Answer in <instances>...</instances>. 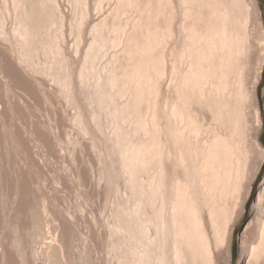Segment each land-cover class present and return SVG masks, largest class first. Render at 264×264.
Instances as JSON below:
<instances>
[{
	"label": "bare ground",
	"instance_id": "bare-ground-1",
	"mask_svg": "<svg viewBox=\"0 0 264 264\" xmlns=\"http://www.w3.org/2000/svg\"><path fill=\"white\" fill-rule=\"evenodd\" d=\"M106 1L87 22L90 0H0V264H92L95 240L118 264H230L264 163L259 2ZM95 177L125 192L108 215ZM239 250L264 264V175Z\"/></svg>",
	"mask_w": 264,
	"mask_h": 264
},
{
	"label": "rangeland",
	"instance_id": "rangeland-1",
	"mask_svg": "<svg viewBox=\"0 0 264 264\" xmlns=\"http://www.w3.org/2000/svg\"><path fill=\"white\" fill-rule=\"evenodd\" d=\"M58 1H60V3L59 4H61V5H59V7L60 8H62L61 10H62V12H64V15L65 16H69V15H66V14H71L70 13V11H71V7H70V4L68 3V0H58ZM92 2V3H91ZM95 0H94V3H93V0H90V3H89V5H91V6H89V16H87L88 17V19H87V22H92L93 20L95 21L96 19L98 20V19H100L111 7H112V1H106V0H104L103 1V3H102V5L100 6V8L99 9H95V6L96 5H94L95 4ZM258 2H259V6H260V9H261V16H262V20H261V22H260V24H257V25H255L257 28H253V30L252 31H254L253 33H251V45L253 46L252 47V50H253V53H255L254 54V56H255V59H254V66H253V77H254V74L256 73V72H259V74H261V78L257 81V83H258V96H259V99H260V106H261V109H262V122H263V124H264V0H258ZM96 4H97V2H96ZM129 11H127V13L126 14H128V15H125V14H123L122 15V17H121V22H123L125 19H126V21L124 22L125 24H127L126 22H127V20H128V17H129V20L128 21H130V17H132L131 19V22H129L130 24H128L127 25V28L128 27H131L130 25H132V21H133V19L134 18H136V16H137V14H135L136 12L134 11V13H133V11H131L132 13L131 14H129L128 13ZM129 15H131V16H129ZM88 20H92V21H88ZM96 20V21H97ZM123 23V24H124ZM173 25H174V30H175V34L173 35V37L171 38L172 40H173V42L175 41V42H178L179 40H180V37H181V34H180V31H179V23H178V21L177 20H174L173 21ZM127 28H125V29H127ZM131 29L132 28H128L127 29V31H126V33L123 35L124 37H123V39H125L126 37V35H129V36H131L132 38H134L135 40H136V43L138 44V45H141V41H142V38L137 34V33H135L134 31H131ZM255 29V30H254ZM133 30V29H132ZM257 30V31H256ZM260 30V31H259ZM128 32H129V34H128ZM68 34V33H67ZM253 34V35H252ZM68 37H67V41H69L70 42V40H71V37H69V36H71V35H67ZM89 35H87V38H90V37H88ZM170 39V41L172 42V40ZM254 39V40H253ZM64 45L66 46V44L64 43ZM69 46V45H68ZM69 47H71V46H69ZM119 48L117 49V47H114V48H116V49H113V47L109 50V52L106 54V56L101 60V63L103 64V65H107V61L110 59V58H112V57H115L117 54L116 53H118V51L119 50H121V48H122V46H118ZM134 50H137V49H135V48H133V49H131V51L130 52H132V51H134ZM166 52H167V49L165 50ZM135 52V53H134ZM134 52H132L131 53V55H130V57H133V56H135L136 57V51H134ZM165 52V53H166ZM116 55H115V54ZM121 52L119 51V54H120ZM134 53V54H133ZM117 55V56H119V57H121L122 56V54H121V56L120 55ZM133 54V55H132ZM76 58V57H75ZM77 59V58H76ZM112 59H114V58H112ZM112 59H110V60H112ZM122 62H125V59H122L121 60ZM128 62V61H127ZM133 61L132 60H130V62L129 63H132ZM261 69V70H260ZM255 72V73H254ZM258 74V73H257ZM166 79H162L161 81H160V84H159V87H161L160 89V99H161V102H162V96L164 95L165 97H167V99L165 98V97H163V101L165 102V103H167V100L168 99H170L171 97H172V91H171V89H170V81H168V80H166ZM163 81V82H162ZM168 81V82H167ZM252 83L253 82H255L254 81V79L252 78ZM256 83V82H255ZM167 84V85H166ZM168 85H169V87H168ZM170 89V90H169ZM169 90V91H168ZM168 91V92H167ZM164 93V94H163ZM166 93V94H165ZM170 94H171V96H170ZM167 95V96H166ZM127 96V97H126ZM125 97H123L124 98V101H122V99H121V101L122 102H125L126 101V99L128 98H130V97H128L129 95L127 94ZM170 96V97H169ZM127 99V100H128ZM166 100V101H165ZM164 102H162V104L164 103ZM163 109H165L164 108V106H163ZM119 122H120V124L123 126V124H124V122H123V124H122V122L119 120ZM127 126V124L125 123L124 124V126ZM130 127V128H129ZM129 127H127L128 129H131L132 128V126H129ZM264 128V127H263ZM262 128V130H261V134H260V142H261V144H262V146L264 147V129ZM140 134V135H139ZM139 134H136V137L134 136V139L135 138H137V137H140L141 136V138H147V135L146 134H144V133H139ZM142 134V135H141ZM137 135H139V136H137ZM143 135L144 136H146V137H143ZM95 169V168H94ZM93 169V171H95ZM97 169V168H96ZM93 173V172H92ZM96 174V175H95ZM94 175L96 176V177H98L97 176V174L98 173H95ZM263 175H264V163H263V165H262V168H261V172H260V174H259V177L257 178V180L255 181V183H254V186H253V189H252V191H251V195H250V198H249V200H248V202H247V207H246V209H245V213H244V215H243V218L241 219V221L239 222V224H238V226H237V229H236V232L234 233V240H233V249H232V258H231V262H230V264H244V262H243V259L241 258V256H240V250H239V246H240V241H241V237H242V233H243V230H244V228H245V226L247 225V223H248V221H249V219H250V217H251V214H252V206H253V204L256 202V199H257V194H258V189H259V185H260V181H261V179H262V177H263ZM95 177V178H96ZM147 177V176H146ZM145 177V174H143V178L142 179H144V178H146ZM94 178V179H95ZM98 181V179L96 178L95 179V181ZM145 180V179H144ZM98 184V185H97ZM95 185H97V186H95L96 188H94L93 190H91V194H92V192L93 191H95L94 193L95 194H92V195H94V196H92L91 195V198L93 197V199H91L90 201V206H89V208H92L93 206H92V203L94 204V208L97 210V211H99V210H101V213L104 211L107 215H108V213L110 214V212L109 211H111V209L113 208V206H114V208H115V205L117 206V201L116 200H118L117 198L119 197V195H120V197L121 198H126V195L125 194H123V193H125V192H123L122 193V191L123 190H119L120 191V194H118L119 193V191H118V193H116V194H112V193H107L106 192V190H105V186L103 185V183L101 182H96V184ZM120 189H122V188H120ZM125 190V189H124ZM117 195H118V197H117ZM122 195L124 196V197H122ZM120 197H119V199H120ZM121 200V199H120ZM107 202H109V204L106 206V203ZM112 204H114V205H112ZM94 208H92V209H94ZM103 212V213H104ZM105 215V214H104ZM80 222V221H79ZM83 223V222H82ZM80 224H81V222L79 223V226H80ZM83 227V228H82ZM83 229V230H82ZM86 228L84 227V225L83 226H80L79 227V230L81 231L82 230V238L84 239L83 241H85V242H82V244L81 245H84L85 246V244H86V240L85 239H87L86 237H87V235H85V234H87L88 232L85 230ZM85 232V234H84V232ZM84 234V235H83ZM85 237V238H84ZM96 241V240H95ZM95 241H93V242H91L92 243V247H93V253H92V256H91V262H92V264H95L94 262H96V264H118L117 263V261L114 259V257H113V252H112V250L111 249H107V247L105 248V247H103V248H105V249H102L101 247V249L99 250V248H98V246H97V244H99L97 241L95 242ZM95 243H97L96 244V248H95V245L94 244ZM83 246V247H84ZM80 247H82V246H80ZM82 247V248H83ZM98 248V249H97ZM95 250V251H94ZM96 253V254H95ZM113 253V254H112ZM94 255V256H93ZM96 258V259H95Z\"/></svg>",
	"mask_w": 264,
	"mask_h": 264
}]
</instances>
